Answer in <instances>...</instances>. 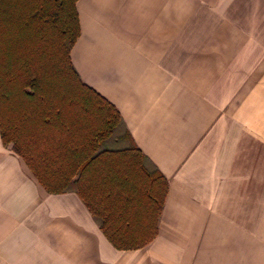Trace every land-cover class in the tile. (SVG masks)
Instances as JSON below:
<instances>
[{
  "label": "crops",
  "instance_id": "0c3cea01",
  "mask_svg": "<svg viewBox=\"0 0 264 264\" xmlns=\"http://www.w3.org/2000/svg\"><path fill=\"white\" fill-rule=\"evenodd\" d=\"M70 52L168 183L158 235L118 251L0 138V264H264V0H78Z\"/></svg>",
  "mask_w": 264,
  "mask_h": 264
},
{
  "label": "trees",
  "instance_id": "16d2710c",
  "mask_svg": "<svg viewBox=\"0 0 264 264\" xmlns=\"http://www.w3.org/2000/svg\"><path fill=\"white\" fill-rule=\"evenodd\" d=\"M78 0H0V138L51 195L74 193L118 251L158 235L168 183L70 52Z\"/></svg>",
  "mask_w": 264,
  "mask_h": 264
},
{
  "label": "rangeland",
  "instance_id": "374dc122",
  "mask_svg": "<svg viewBox=\"0 0 264 264\" xmlns=\"http://www.w3.org/2000/svg\"><path fill=\"white\" fill-rule=\"evenodd\" d=\"M10 148V147H9ZM11 149V148H10Z\"/></svg>",
  "mask_w": 264,
  "mask_h": 264
}]
</instances>
